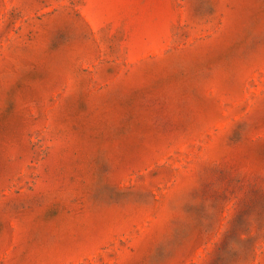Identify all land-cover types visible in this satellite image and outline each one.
Listing matches in <instances>:
<instances>
[{
	"label": "rangeland",
	"instance_id": "1",
	"mask_svg": "<svg viewBox=\"0 0 264 264\" xmlns=\"http://www.w3.org/2000/svg\"><path fill=\"white\" fill-rule=\"evenodd\" d=\"M0 264H264V0H0Z\"/></svg>",
	"mask_w": 264,
	"mask_h": 264
}]
</instances>
